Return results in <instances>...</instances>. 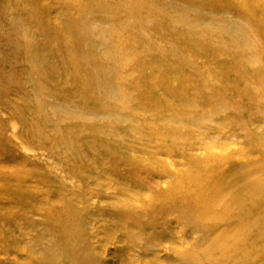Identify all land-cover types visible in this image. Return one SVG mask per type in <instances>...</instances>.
<instances>
[{
    "label": "rangeland",
    "instance_id": "obj_1",
    "mask_svg": "<svg viewBox=\"0 0 264 264\" xmlns=\"http://www.w3.org/2000/svg\"><path fill=\"white\" fill-rule=\"evenodd\" d=\"M185 78L198 88L182 97ZM241 78L254 107L234 121ZM140 123L150 136L135 142ZM179 126L192 147L154 152L157 131ZM262 145L264 0H0V264H182L211 231L140 201L212 150L238 152L227 175L250 162L264 180ZM131 146L155 164H128L144 156Z\"/></svg>",
    "mask_w": 264,
    "mask_h": 264
},
{
    "label": "bare ground",
    "instance_id": "obj_2",
    "mask_svg": "<svg viewBox=\"0 0 264 264\" xmlns=\"http://www.w3.org/2000/svg\"><path fill=\"white\" fill-rule=\"evenodd\" d=\"M158 75L162 77V87L167 88L168 84L163 83V75ZM181 82L182 84L179 87L182 93L179 96L183 97L188 89L198 88V82L193 78H185ZM237 83H240L241 87L238 93L239 96L235 95V97H238L240 102L231 106L233 111L229 117L235 118L234 121H242L241 118L247 114L254 102L248 92L244 78L239 79ZM143 93L140 94L141 100ZM223 100L226 99L223 98ZM195 101L206 105L212 104L213 99L209 100L208 93H206L198 96ZM208 107L214 108L215 106L208 105ZM169 110L172 116L168 119L171 122L181 120V107L177 103L170 105ZM144 130V124L140 123L134 128L133 132L129 129L126 133L135 136V142L137 140L146 141L150 135L144 138L138 137ZM157 133H159L156 138L158 142L154 146V152L156 153L164 152L166 156L174 155V151L164 143L165 141H170L171 146H175L177 149L180 148L183 151L192 147L193 140L190 141L191 139L188 138L189 134L185 126H179L175 129L164 127L158 130ZM260 147L263 152L264 145ZM130 148L133 150L139 149L138 152L144 155L139 159L146 160L147 163H144L143 160H136L137 157L128 155V164L132 166L138 164L139 167H141V164H155L154 160H157V158L153 152H145L146 150L143 147L131 146ZM231 153L238 152L212 150L204 152L200 156L199 153L188 155V157H185V162L186 164L190 162V166L179 172L181 177L178 175L165 188L162 195L156 192L153 198L150 197L140 201L142 206H145L144 203H148L151 209H154L157 202L161 201L166 210L181 213L180 219L185 226V215L187 213V220L190 224H200L199 227H202L204 233L211 231L205 236L208 241L206 244H204L205 239L202 237L197 239L186 251L184 250L180 256L182 264H264V202L258 199L259 194L264 192V180L253 181V170L250 168V162L246 166L234 168L233 172L236 169L235 172L227 175L222 168H224V164L228 163ZM221 163L224 164L221 165ZM163 164L167 168L166 162ZM183 189H188V192L182 193ZM127 207L130 209V206ZM74 215L73 213L72 217ZM220 223L223 226L212 237L213 232H215L212 230ZM136 224L138 223L136 222ZM230 225L236 233L235 238L227 237L228 231L231 229ZM69 228H64L65 238L75 241L79 234H69ZM79 251L83 255L82 251ZM68 260L70 264H85L71 254H69ZM47 264L55 263L48 260Z\"/></svg>",
    "mask_w": 264,
    "mask_h": 264
}]
</instances>
